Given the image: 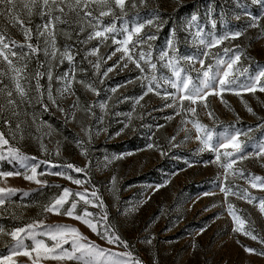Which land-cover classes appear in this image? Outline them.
Instances as JSON below:
<instances>
[{
  "label": "rangeland",
  "instance_id": "374dc122",
  "mask_svg": "<svg viewBox=\"0 0 264 264\" xmlns=\"http://www.w3.org/2000/svg\"><path fill=\"white\" fill-rule=\"evenodd\" d=\"M23 2L29 0H17L18 6ZM41 2L37 0L31 16L18 7L22 24L0 15V73H5L0 88L14 90L17 74L12 69L20 68L18 78L26 91L23 101L13 91L18 106L0 112V134L8 141L0 144V154L8 157L10 148L19 149L36 166L35 178L29 180L25 177L33 175L31 167L0 159V173H13L0 175V188L15 189L10 195L0 193L5 197L0 204V261L11 257L8 264H79L51 258L60 249H37L31 237L24 240L30 256L22 254L25 249L13 255L11 233L16 229L36 232V239L52 249L57 241L43 235L46 227L66 225L86 238L81 242L104 249L100 260L105 264L128 260L118 255L126 252L142 264H264V212L259 205L264 189L251 186L253 177L264 180V155H257L264 147V92L259 86L255 92L242 87L264 70V5L256 0H125L123 12L113 2V14L100 17L95 29L69 13L62 17L68 23H56L53 58L46 36L38 34L50 19L39 14L45 11ZM91 7L96 16L107 11ZM138 26L142 28L136 33ZM104 27L114 31L88 39ZM25 29H30V39ZM129 33L128 44L113 42L126 40ZM28 44L37 51L31 52ZM66 50L71 61L62 55ZM236 55L240 59L229 71L228 80H234L230 87L221 91L214 81L215 91L206 90L195 104L178 99L183 93L169 83L176 79L169 61L182 77L199 84L209 65L212 75L218 60ZM0 104H6L2 94ZM208 133L218 151L201 143ZM230 136L237 137L239 153L231 144L218 147ZM241 154L245 158H236ZM233 159L231 168L223 166ZM65 189L70 195L59 214L46 211ZM246 195L256 199L250 203ZM73 203L70 217L65 211ZM75 217L96 224L97 232ZM105 225L128 247L102 238ZM65 238L68 243L62 247L71 252L72 234Z\"/></svg>",
  "mask_w": 264,
  "mask_h": 264
},
{
  "label": "snow or ice",
  "instance_id": "6c2138e0",
  "mask_svg": "<svg viewBox=\"0 0 264 264\" xmlns=\"http://www.w3.org/2000/svg\"><path fill=\"white\" fill-rule=\"evenodd\" d=\"M114 2L115 6L118 7L122 12L125 9V0H42L41 2V7L45 11H41L39 14L40 15H48L50 19L48 22H46L44 25L41 26L42 30L38 29V34L40 36H46L45 39V44L51 46L53 49L52 51V56L55 58L56 55V36H55V27L56 23H68L67 20H63L62 17L67 16L69 13H75L76 17L78 20L76 21L79 23L81 20H86L90 25L93 26L95 29L97 25L101 23L100 17L107 16L110 14H113V8H112V3ZM141 3L144 2V0H140ZM256 2L261 3L264 5V0H256ZM92 4H96L100 8H106L107 11L101 10L99 11V15L96 16L93 14L94 10L91 7ZM37 6V0H29V2H23L18 6L17 0H0V15H6L9 19L10 22H17L19 21V11L18 7H22L23 9H27V15L31 16L32 15V10ZM132 7H136V3L133 2ZM65 8H67V12H65ZM59 12L60 15H54L53 13ZM195 19V17H193ZM253 20L258 22V18L253 17ZM93 21L96 23L93 24ZM21 24L23 21H19ZM151 23V21H149ZM252 26H256L253 24ZM142 26H138L135 28V32L139 33L141 31ZM81 31H83V28H81ZM114 31L113 27H104L102 30H94V33L88 37V39H92L93 37H105L106 33H111ZM30 29H25V36L26 38L30 39L29 36ZM65 35H68L65 33ZM236 36H239L240 33H236ZM148 39H154V37L149 36ZM129 41H132V34L129 33L127 36V39L118 42L114 40V43H122V44H128ZM219 43V41H217ZM4 47H7V45H4ZM28 48L31 50V52L35 53L37 51V48L34 47L31 44H28ZM120 49L117 48V51ZM45 53L47 54L48 49L47 47L44 49ZM98 51V50H94ZM228 50H225L227 53ZM124 52L127 54L129 53V49L127 47L124 48ZM3 52H0V56H3ZM12 55H15V53H12ZM67 57L69 61H71L73 58L71 55L67 53V50L62 54ZM140 58L144 59V53H140ZM128 59L130 61L133 60V57L131 55H128ZM240 59L239 55H236L235 58L229 57L228 60H218L217 64V70L215 73H212L210 75V72L212 71V66H208V70L203 71V79L200 81L199 84L194 83L191 79V77H182L180 70H178L174 63L172 61L168 62V66L172 68L173 70V75L176 77L174 81H169L171 86L177 90L178 93H183V95H180L178 99L182 102L183 100H190L193 104L196 103L198 99L203 98V96H206L208 94V91H215V84L214 81H217L220 87V90L223 91L225 88L230 87L231 84L234 83V80L230 81L228 80L229 76V71L232 69L233 64ZM4 60L8 61V64L11 65L12 61L8 59L7 56H4ZM136 63V66L139 68L140 64L138 61H133ZM203 63V61H201ZM226 65L227 70H222L220 66ZM97 67L99 66L98 64L96 65ZM127 65H125L126 67ZM26 67V65H25ZM151 67L154 69L156 67L155 64H152ZM14 73L17 75H14L12 77L14 81V90H6L0 88V94L5 96L6 99V104H0V112L4 111V108L6 106H18L17 101L13 98V91H15L16 95H18L23 101L24 97L26 96V91L24 87L20 83V79L18 78V75L20 72L23 71V69L20 68H13L12 69ZM143 71V69H141ZM111 71V69H109ZM222 71V75L220 74ZM0 75H5V73H0ZM40 74L38 73L37 76ZM104 75H107V72L104 73ZM49 78L51 79V75L49 74ZM262 78H264V70L260 71L258 75L252 79L251 83L243 85L242 87L246 91H251L255 92L257 89V86H259V90L264 92V82H262ZM74 79V77H73ZM69 83L66 82V87L64 91L69 90ZM40 85L37 82V88H39ZM148 91H152V88L149 87ZM238 94V93H237ZM49 100H52L51 93L49 92L48 96ZM55 102V101H53ZM189 111L195 113V108H189ZM251 111V109H249ZM209 115H212L209 113ZM202 127V126H198ZM197 139H200V137H197ZM236 136H230V137H225V142H220L218 147L219 148H226L231 144L237 151V153L240 152V145L236 143ZM212 140L211 133H208L204 139L201 140V143L204 145L205 148L209 150H217L218 148L214 149V146L210 143ZM0 144H8V141L3 138V135L0 134ZM43 147V146H42ZM227 156H232V153H225ZM257 155H264V147L259 148ZM5 158H11L12 160L19 161L21 164V167L23 168H29L31 167V171L33 173L32 176H26V179H34L35 174H36V166L35 165H29V157L23 155L20 153L19 149H9L8 150V157H5L3 154H0V159H5ZM236 158L238 159H243L245 158L242 154L237 156ZM34 159V158H32ZM219 159V156L217 157ZM235 162V159H233L230 163H227L226 165H223L226 168H231L232 163ZM68 168H73V165H68ZM76 172H81L83 171L80 168H75L74 169ZM18 174V173H17ZM59 174V173H58ZM0 175H13V173H0ZM243 175V173H241ZM71 179V177H69ZM256 181H260L259 184L256 183ZM39 183V181H37ZM74 183L76 184H81L82 182L80 180H75ZM253 188L260 187L264 189V180H262L260 177H253L252 178V185ZM15 189H8V188H0V193H8L9 195L13 193ZM225 191H228L225 189ZM70 195V192L68 189L64 190V195L55 201V204L52 205L49 208H46V211H53L59 214V209L60 207L63 206V204L66 202L67 197ZM76 195L80 196L81 199L84 198L83 193H77ZM92 196H96V193L93 192L91 193ZM246 199L249 200L251 203L252 200H255V197H249L245 196ZM5 197L0 196V204L4 203ZM259 205H260V211L264 212V198H260L259 200ZM76 207V204L73 203L70 208H68L65 211V214L72 217L74 215V209ZM231 209V206H230ZM85 215H90L89 213H85ZM234 215V214H233ZM77 219H83V222L86 223L93 232H97V225L92 223L90 220L84 219L83 217H75ZM103 220H107V216L102 218ZM234 219H237L234 215ZM242 223V222H240ZM29 229L33 228V225L28 226ZM238 231L240 229H237ZM21 232H25V236H20ZM71 233L72 234V251L69 252L65 250L62 247V243H68V239L65 238V234ZM100 234V233H98ZM247 234V233H246ZM43 235L50 236V238L53 241H57V243L54 245L52 249H48L47 246L43 243L41 240H37L36 232L32 231H27L25 229H16L14 232L11 233V236L13 240L15 241V244L12 245V252L13 255H19L21 254V250L25 249L23 251V255L30 256V252L27 251V246L24 244V240L28 237H31L36 245V248H45L46 251L50 252H55V249H60V252L58 255H53L51 258L53 259H68V260H73L75 259L76 261L79 262V264H105L104 261H101L100 258L105 256V250L99 248L97 245H95L92 242L88 243H83L81 241L86 240L85 237H82L78 230L74 228H70L66 225H57V226H47L45 232ZM102 238H106L108 243H120L122 244L125 248L128 247L127 243L124 241H121L118 235H115L114 232L110 231V226L105 225V232L102 236ZM253 239L256 237L253 236ZM264 242V241H262ZM248 252H253V249H246ZM77 253H79L77 255ZM111 255V254H109ZM119 256H127L129 259L128 260H120L117 259L115 264H129V261H131V264H142V262L139 259H134L132 257V254L130 252L126 253H121L118 254ZM11 257H6L3 261H0V264H8V261H10Z\"/></svg>",
  "mask_w": 264,
  "mask_h": 264
}]
</instances>
